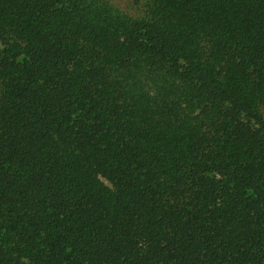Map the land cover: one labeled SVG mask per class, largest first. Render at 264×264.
Instances as JSON below:
<instances>
[{
    "label": "trees",
    "instance_id": "obj_1",
    "mask_svg": "<svg viewBox=\"0 0 264 264\" xmlns=\"http://www.w3.org/2000/svg\"><path fill=\"white\" fill-rule=\"evenodd\" d=\"M0 0V264H264V0Z\"/></svg>",
    "mask_w": 264,
    "mask_h": 264
},
{
    "label": "rangeland",
    "instance_id": "obj_2",
    "mask_svg": "<svg viewBox=\"0 0 264 264\" xmlns=\"http://www.w3.org/2000/svg\"><path fill=\"white\" fill-rule=\"evenodd\" d=\"M111 4L116 9L134 17H140L143 14L144 4L141 0H102Z\"/></svg>",
    "mask_w": 264,
    "mask_h": 264
}]
</instances>
